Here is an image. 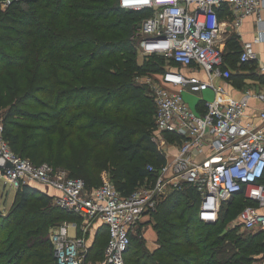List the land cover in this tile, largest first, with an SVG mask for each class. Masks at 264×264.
<instances>
[{
    "label": "trees",
    "instance_id": "obj_1",
    "mask_svg": "<svg viewBox=\"0 0 264 264\" xmlns=\"http://www.w3.org/2000/svg\"><path fill=\"white\" fill-rule=\"evenodd\" d=\"M152 14L150 9H122L119 0H11L6 10L0 9V111L12 150L36 165L55 166V161V167L84 180L88 190L102 184L104 171L124 196L152 184L156 176L147 165L160 168L166 158L153 140L156 105L136 78L157 76L165 59L152 56L140 64L134 38L139 24ZM231 41L235 39L227 45L225 61L239 63L242 47ZM163 136L182 142L174 134ZM36 185L19 188L6 215L0 213L1 224L10 227L0 242L8 251L1 264H55L52 229L64 221L80 222ZM246 205L256 206L243 193L236 194L222 205L217 222L205 223L196 188L172 193L148 222L157 248L148 250L145 238L133 235L126 264L260 260L264 231L247 237L237 235V229L223 231ZM108 239L103 226L89 261L104 258Z\"/></svg>",
    "mask_w": 264,
    "mask_h": 264
},
{
    "label": "built area",
    "instance_id": "obj_2",
    "mask_svg": "<svg viewBox=\"0 0 264 264\" xmlns=\"http://www.w3.org/2000/svg\"><path fill=\"white\" fill-rule=\"evenodd\" d=\"M119 1L125 10L153 11L134 35L136 50L146 59L162 57L171 66L157 76H138L136 82L147 87L156 105L157 132L174 134L182 142L153 137L166 162L160 168L147 165L155 181L124 196L106 171L102 184L88 190L84 180L71 177L64 168L48 162L36 165L21 157L5 139L0 124V180L16 190L37 184L54 196L61 209L80 217L79 223L64 221L52 229L55 264H95L88 255L99 225L107 227L109 239L103 261L97 264H126L132 236L145 238L144 218L163 199L187 186L200 194L201 221L217 222L222 205L243 193L256 206L246 205L237 225L245 232L264 231V127L245 119L250 100H264V93L247 92L241 100L228 99L225 88L217 83L232 77L220 44L221 13L231 11V27L237 29L251 15L262 23L264 4L260 0ZM263 39L264 27H260L251 41L243 43L240 64L258 59L256 46ZM259 72L264 77L263 64ZM185 90L195 95L212 92L213 97L203 98L198 110L187 103ZM261 118L264 122V111ZM248 264H264V257Z\"/></svg>",
    "mask_w": 264,
    "mask_h": 264
},
{
    "label": "crops",
    "instance_id": "obj_3",
    "mask_svg": "<svg viewBox=\"0 0 264 264\" xmlns=\"http://www.w3.org/2000/svg\"><path fill=\"white\" fill-rule=\"evenodd\" d=\"M264 4V0H260ZM263 17V22L258 23L257 17L255 15H251L244 19L239 28L234 29L231 27L234 16L231 11L223 10L221 13V21L224 26V30L221 36V48L224 52H227V45L230 42V39L234 38L235 41H231L232 43H238L239 47H242L243 43L251 41L257 33V29L260 27H264V8L261 12ZM256 50L258 53V59L250 62L247 65H241L237 62H232V64L226 63L227 68H229L232 72V77L228 80L220 81L217 83L222 85L225 88L226 97L228 99L241 100L244 98L247 92L253 93H264V77L259 72V65H264V39L260 45L256 46ZM185 98L192 100L195 97L198 98L196 102L195 108L198 110L202 109L203 98H212V92H206L203 95H195L187 90L184 91ZM264 111V100L252 98L249 103V107L245 114V119L247 121H251L257 125L264 127V122H262V113ZM172 143V142H170ZM17 192V190H16ZM16 196V194H15ZM11 201L10 205L7 208V211L11 208L13 202ZM264 212V209H262ZM150 221V217L144 218L143 222L145 224V233L144 237L146 239L147 229L150 225L148 222ZM103 226L97 227V234L92 236L90 239L91 246L94 242L95 237L98 235L100 228ZM150 227H152L150 225ZM154 230V229H153ZM155 232V230H154ZM90 246V248H91ZM94 263V261H92Z\"/></svg>",
    "mask_w": 264,
    "mask_h": 264
},
{
    "label": "rangeland",
    "instance_id": "obj_4",
    "mask_svg": "<svg viewBox=\"0 0 264 264\" xmlns=\"http://www.w3.org/2000/svg\"><path fill=\"white\" fill-rule=\"evenodd\" d=\"M7 3H8V0H0V9L1 10H6V8L8 6ZM137 55H138L137 56V59H138V62L140 64L145 63L146 61H148L146 58H143L138 53H137ZM161 66L163 68H170L171 65L169 63L165 62ZM158 78L160 79V77H158ZM185 99H186L187 103H189L192 108H195L196 102L198 101V98L197 97L194 96V98L192 100L188 99L187 97ZM3 114H4V111L1 110L0 111V124H3L4 125V117H3ZM153 136L156 139L159 138V136H160V137H162V139L167 140L163 135H160L158 132L157 133L155 132L153 134ZM59 141H60V139H57L55 141V143H54V146H56L55 147V150L57 149V147L59 145ZM173 143H175V142H173ZM26 159H28V158H26ZM46 161H49V160H46ZM52 163L55 166L57 164L55 161H53ZM57 168H59V167H57ZM46 192H49V191H46ZM15 194H16V188H14L11 185L5 184V182L3 180L0 181V213L1 214L6 215V213L8 212L7 211V208L10 205L11 201H13V199L15 197ZM238 211H239V209H238ZM219 217H220V215H219ZM227 225H228L227 226V229L226 230H223L224 232L225 231H229V229H237V235H239V236L247 237L250 234L249 232H245V231L241 230L240 227L237 225V213H236L235 218H233ZM4 227H6V228H4ZM148 227L149 228L147 229L146 239L144 240L145 242H143V243L147 247L148 250L153 251V250H155L157 248V243H156L157 235H156V232H154L153 227H150V225H148ZM9 230H10V227L8 228V226H5L4 223L1 224V221H0V242L1 243L4 242L5 239L7 238V235L9 234ZM254 232H256V231H254ZM251 233H253V232H251ZM262 239H263V242H264V232H263V235H262ZM0 251L3 252V260L0 261V264H1V263H4L7 260V258H8V256H7L8 253L7 252L8 251H6V247L5 246H1V245H0ZM257 257L258 258L260 257V259H262L264 257V252H260ZM102 261H103V259L101 261H96L94 263L95 264L102 263Z\"/></svg>",
    "mask_w": 264,
    "mask_h": 264
}]
</instances>
